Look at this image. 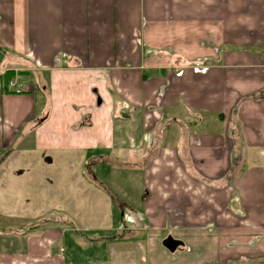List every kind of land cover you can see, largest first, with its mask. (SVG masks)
<instances>
[{"label": "crops", "instance_id": "1", "mask_svg": "<svg viewBox=\"0 0 264 264\" xmlns=\"http://www.w3.org/2000/svg\"><path fill=\"white\" fill-rule=\"evenodd\" d=\"M118 148L150 161L144 217L114 200L145 236L89 239L85 262L91 248L88 264H264V0H0V179L37 188L48 160ZM0 188V227L28 220L0 229L19 240L0 264H86L65 212L26 213Z\"/></svg>", "mask_w": 264, "mask_h": 264}, {"label": "rangeland", "instance_id": "2", "mask_svg": "<svg viewBox=\"0 0 264 264\" xmlns=\"http://www.w3.org/2000/svg\"><path fill=\"white\" fill-rule=\"evenodd\" d=\"M30 81L33 80L29 79L28 82ZM137 119L140 120L139 118ZM132 133H135L134 129ZM142 146L140 145L138 149L140 150ZM3 153H0V158ZM48 155L52 158L55 157L53 154ZM123 155L124 157L121 159L122 154L120 155L119 149L116 154L113 153L111 158L108 156L104 159L94 160L95 164L93 165L91 161H85L83 155L71 156L70 161H62L60 163L59 158H57L58 163H54V160L53 163L52 160H48L44 163L47 167L37 169L42 174L40 177L41 182L37 188L24 186L21 174H13L11 178L0 179V186H11L15 189L16 187L20 188L18 193L10 189V193H5L3 196L4 198H9V206H13L15 203L18 206V202H22L26 213L29 210L33 213L35 207L40 206L42 207V211L48 210L47 214L55 216L56 219V213L59 212L58 216L61 217L62 213L65 212L72 223H61L59 226H67L69 229L78 228V237L74 241L77 262L88 264L91 257L98 259L100 255L99 251L96 252L90 248L86 252L89 258L87 260L88 263L84 261V246H86V242L89 239L100 236H114L113 234L123 237L145 236L144 231H135L137 226L132 225V222L128 219H124V222H121V202H115L110 197L108 190L111 188L119 199L135 208L138 211L135 213L139 214V218L142 219L144 216L142 215L143 209L141 206L143 200L141 192L143 177L141 170H145L150 161L125 160V164H121L124 163V158L128 153H123ZM115 158L121 160L120 163L114 164ZM88 163L90 164L86 166ZM141 164H147V166L141 168ZM34 169L30 172V177L36 176L37 178L38 176L35 175ZM102 186H105L107 189L104 190ZM5 203H8V201H5ZM42 215H45L44 212H42ZM141 219L138 221H142ZM25 221L28 222V220ZM27 222H25L23 228H20L19 225H3L0 229L5 233L11 230H23L28 227ZM48 225H51V222ZM115 227L118 228L115 229ZM119 227L122 229L120 230ZM15 237L17 236H0V246L2 244L9 251H18L19 240H14L13 238ZM66 245L68 246L69 244L66 243ZM101 245H103L102 239L97 238L94 240V246L101 247Z\"/></svg>", "mask_w": 264, "mask_h": 264}, {"label": "trees", "instance_id": "3", "mask_svg": "<svg viewBox=\"0 0 264 264\" xmlns=\"http://www.w3.org/2000/svg\"><path fill=\"white\" fill-rule=\"evenodd\" d=\"M14 75H15V73L14 72H12V71H7L6 73H5V77H4V90L5 91H7V92H10V93H15L14 91H11V90H9L8 89V82L12 79V78H14ZM122 159V158H121ZM120 161L121 160H119L118 158L116 159H114V164H116V163H120ZM125 160H124V163H121V164H125ZM103 187V189L104 190H106L107 188L105 187V186H102ZM108 192H109V194H110V197L113 199V200H115V198H116V196H115V193L114 192H112L111 190H108Z\"/></svg>", "mask_w": 264, "mask_h": 264}, {"label": "water", "instance_id": "4", "mask_svg": "<svg viewBox=\"0 0 264 264\" xmlns=\"http://www.w3.org/2000/svg\"><path fill=\"white\" fill-rule=\"evenodd\" d=\"M162 245L170 252H175L181 245H183V241L169 235L162 241Z\"/></svg>", "mask_w": 264, "mask_h": 264}, {"label": "built area", "instance_id": "5", "mask_svg": "<svg viewBox=\"0 0 264 264\" xmlns=\"http://www.w3.org/2000/svg\"><path fill=\"white\" fill-rule=\"evenodd\" d=\"M8 89L11 90V91H14L15 93L23 92L22 85L16 78H12L8 82Z\"/></svg>", "mask_w": 264, "mask_h": 264}]
</instances>
